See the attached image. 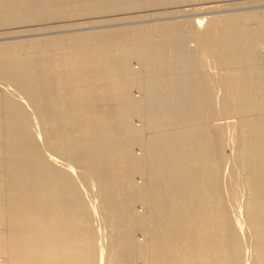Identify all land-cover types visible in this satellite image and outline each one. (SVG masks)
Returning a JSON list of instances; mask_svg holds the SVG:
<instances>
[{
    "label": "bare ground",
    "instance_id": "1",
    "mask_svg": "<svg viewBox=\"0 0 264 264\" xmlns=\"http://www.w3.org/2000/svg\"><path fill=\"white\" fill-rule=\"evenodd\" d=\"M240 1L0 0V264H264V9ZM167 8L204 16L64 33Z\"/></svg>",
    "mask_w": 264,
    "mask_h": 264
},
{
    "label": "rangeland",
    "instance_id": "2",
    "mask_svg": "<svg viewBox=\"0 0 264 264\" xmlns=\"http://www.w3.org/2000/svg\"><path fill=\"white\" fill-rule=\"evenodd\" d=\"M243 1H245V2H243ZM250 1V2H249ZM257 0H242V1H240V2H242V3H240V4H238L237 6H233V7H229V8H231V9H234V11H239V10H241V11H243V10H246V11H255V10H260V9H264V2H262V0H258V2H256ZM260 1V2H259ZM235 3V2H234ZM239 3V2H238ZM263 3V4H262ZM224 4H227V2L226 3H224ZM235 4H237V2L235 3ZM251 6V7H250ZM240 8V9H238V8ZM195 8V7H194ZM225 8V9H224ZM228 7H222L221 9L219 8L218 10H226ZM259 8V9H258ZM237 9V10H236ZM165 10V9H164ZM176 10V9H175ZM155 11V12H154ZM154 11H141V12H138V13H135V12H132V14H128V15H126V17L125 16H122V17H120L119 15H111V16H109V15H101V16H99V17H96V18H94V21H92L93 23H92V25L91 24H89L88 26H86V25H84L85 23H90V20H83V19H81V20H77V19H73V20H69L68 22H66L67 24H74L75 26H71V25H68V28L67 27H64L65 29L64 30H66V29H68V31H70V32H64V33H67V34H78V33H82V32H80V31H86L87 30V32H93V31H98V32H104V31H108V30H110V29H115V28H118V29H126V27H131V26H141V25H152V24H154V25H156L157 23H162V22H174V21H188V20H190V19H194L195 17H203L204 16V14H202V13H200L199 11H197V10H190V12L188 11V12H185V13H178V12H175L174 14H172V13H170V12H172V11H174L173 9H168L167 8V11L169 12V14H161L160 13V9L159 10H154ZM163 11V10H162ZM161 11V12H162ZM167 11H165V12H167ZM149 13V15L151 16L152 15V17H149V16H147V14ZM145 13H147V14H145ZM155 15H154V14ZM226 12H218V15H223V14H225ZM228 13H230V12H228ZM171 14V15H170ZM182 14V15H181ZM132 15H134V16H138L137 18L136 17H134V16H132ZM142 15H143V17L144 18H140V17H142ZM179 15V16H178ZM131 16L132 17H134L133 19H130L131 18ZM125 19H124V18ZM169 17V18H168ZM117 18H119V19H117ZM124 19V20H121V19ZM161 18V19H160ZM98 19V20H97ZM109 19V20H108ZM114 19V20H113ZM164 19V20H163ZM172 19V20H171ZM93 20V19H92ZM96 20V21H95ZM106 20H108V22L106 21ZM132 20V21H131ZM82 21V22H81ZM89 21V22H88ZM79 22V23H78ZM95 22V23H94ZM102 22V23H101ZM124 22V23H123ZM149 22V23H148ZM80 23H82V24H80ZM34 24H36V23H34ZM41 24H44L43 22H41ZM96 24V25H95ZM104 24V25H103ZM91 25V26H90ZM48 27L50 26V25H47ZM85 26V27H84ZM89 26H90V28H89ZM92 26H93V28H92ZM97 26V27H96ZM117 26V27H116ZM80 27V28H79ZM87 28V29H85V30H83L82 28ZM33 28H35L36 30L38 29V26H35V27H33ZM70 28V29H69ZM61 30H58V31H62L63 30V27L62 28H60ZM39 30H37V32H36V35H34V37L33 36H30V38L31 37H33V38H39V37H41L42 35H41V33H39L38 32ZM46 32V31H45ZM24 34H26L25 32H23ZM22 33V34H23ZM35 33V32H34ZM39 33V34H38ZM21 34V35H22ZM23 34V35H24ZM52 35H54V34H52ZM25 36V35H24ZM24 36H22V37H24ZM47 35H45V37H46ZM24 38H28V37H24ZM262 43H264V40H262L261 41V44ZM192 45H193V43L192 42H189V44H188V47L190 48V47H192ZM132 66L134 67V68H139L138 67V63L135 61V60H133V62H132ZM131 94H132V96L133 97H137L138 96V91L136 90V88H133L132 89V92H131ZM136 118V119H135ZM139 118L138 117H134V119H133V123H134V125H136V126H139L140 125V121L138 120ZM37 131H39V128H38V130ZM38 139V143H40V141H41V139L40 138H37ZM134 152H135V154L136 155H141V153H142V151H141V149L140 148H138L137 146H135L134 145ZM225 153H229V150L227 149L226 150V152ZM58 166H60L59 164H57ZM60 167H62V165L60 166ZM64 167V166H63ZM62 167V168H63ZM227 172H228V165H226V169H223V171H222V173H221V176H222V178H226V176H227ZM73 175H75L74 173H73ZM134 180L136 181V183H138L139 185H141L142 184V180H141V178H139L138 176H136V175H134ZM141 183V184H140ZM83 191V190H82ZM135 210L137 211V212H140V211H142V208H140V205H138V204H136L135 205ZM141 213V212H140ZM96 215V216H95ZM94 216H95V218L97 219V214H95ZM97 229V232L99 231V234L98 233H96L97 234V238H99V239H101V234L103 233V231H102V229L100 230V228H96ZM102 233H101V232ZM0 232H1V228H0ZM140 233H137L136 232V240H139V241H141L142 239L141 238H143V236L141 237V234L139 235ZM98 236H100V237H98ZM239 236H240V239H241V241L243 242V247L245 248L244 249V253H243V258H244V261L245 260H247V259H249V258H247L248 257V255H249V253H248V247H249V242L247 241V236H246V231L245 230H240V232H239ZM138 238V239H137ZM98 239V241L100 242V240ZM97 241V244L99 243ZM247 255V256H246ZM0 261H2V258H1V255H0ZM138 262H137V264H142L141 263V261H139V260H137ZM248 262V261H247ZM246 262V263H247Z\"/></svg>",
    "mask_w": 264,
    "mask_h": 264
}]
</instances>
